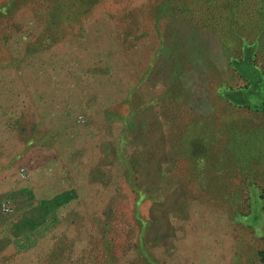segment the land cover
I'll return each instance as SVG.
<instances>
[{"label":"rangeland","instance_id":"1","mask_svg":"<svg viewBox=\"0 0 264 264\" xmlns=\"http://www.w3.org/2000/svg\"><path fill=\"white\" fill-rule=\"evenodd\" d=\"M246 54L264 0H0V264H258Z\"/></svg>","mask_w":264,"mask_h":264},{"label":"trees","instance_id":"2","mask_svg":"<svg viewBox=\"0 0 264 264\" xmlns=\"http://www.w3.org/2000/svg\"><path fill=\"white\" fill-rule=\"evenodd\" d=\"M251 63V56L246 54L245 60L239 64H236L241 76L246 80V84L238 89L225 92L226 97L233 103L251 104L253 101L252 96H264V80L262 76L258 74L257 70H255L256 68L251 65ZM258 264H264V244L263 247L258 251Z\"/></svg>","mask_w":264,"mask_h":264},{"label":"crops","instance_id":"3","mask_svg":"<svg viewBox=\"0 0 264 264\" xmlns=\"http://www.w3.org/2000/svg\"><path fill=\"white\" fill-rule=\"evenodd\" d=\"M20 136H21V137H19V138H20V144L24 145V148H25V149L22 148V150H21L20 152H17V153L14 155L15 157H14V159H13L12 161H13V162L21 161V160L23 161V160H25V159L27 158V156L31 157V158H32V161H35V160L33 159V157H32V155H33V150H32V149H29V148L31 147V145H33V143L31 142V140H29L28 137H26V136H22V135H20ZM45 145H46V144H45ZM27 146H30V147L27 148ZM35 158H36L38 164H41V163L47 162V161H46L47 159H44L43 157H36V156H35ZM38 161H39V162H38ZM49 162H51V160H50ZM24 167H25V166H24ZM24 167L22 166V169H24ZM23 171H24V170H23ZM19 187H21V186H18V188H19ZM16 190H17V187H16V186H14V187H10V188L7 189L6 193H7V195H13L14 191L16 192ZM25 203H27V202L25 201ZM16 205H17V203L15 202V203L13 204L14 209L16 208Z\"/></svg>","mask_w":264,"mask_h":264}]
</instances>
